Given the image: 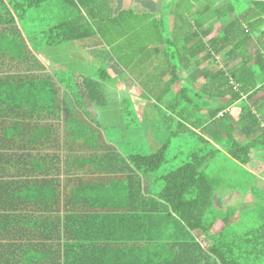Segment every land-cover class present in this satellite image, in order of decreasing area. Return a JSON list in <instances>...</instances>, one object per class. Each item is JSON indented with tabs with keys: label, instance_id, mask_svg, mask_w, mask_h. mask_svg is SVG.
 I'll return each instance as SVG.
<instances>
[{
	"label": "trees",
	"instance_id": "1",
	"mask_svg": "<svg viewBox=\"0 0 264 264\" xmlns=\"http://www.w3.org/2000/svg\"><path fill=\"white\" fill-rule=\"evenodd\" d=\"M77 1L83 7L87 4L86 0ZM172 1H162L161 21L150 12L136 14L131 7L112 17L88 11L103 26L63 23L51 28V42L78 40L98 32L107 43L119 42L114 49L123 52L118 61H124L136 78L137 70L146 68L144 53L147 58L156 55L152 60L159 75L169 69L174 76L179 69L192 66L193 82L202 75L206 96L227 99L224 105L206 108L209 137L238 164L261 175L264 0H251V14L256 18L251 23L249 10L236 15L227 6L218 5V0H195L206 5L192 13L184 10L185 0ZM169 15L173 16L171 27L163 24ZM208 19L221 23L215 35H210L213 23L206 25ZM5 47L2 53L9 54ZM169 53H175L176 65L170 59L172 63L165 66L160 58ZM201 54L200 59L191 61ZM15 62L22 66L19 73L6 68L8 59L0 60V85L17 87L0 92V180L16 183L15 188L6 183L2 190L16 197L13 210L17 212H55L59 229L64 218V231L56 232V238L65 240L64 263L264 264V221L229 240L225 235L228 218L209 217L216 188L205 169L217 151L215 146L205 153L192 151L179 166L154 178L151 173L166 162L165 146L146 155H125L104 139L101 126L89 118L103 101L99 81L89 76L80 82L76 78L67 81L53 72L36 75L28 72L25 60ZM172 84L167 83L166 91ZM27 85L38 90L20 89ZM239 99L241 110L236 120L227 112L217 117ZM240 136L244 143L238 141ZM44 150L49 151L42 154ZM148 182L154 192H149ZM217 225V235L210 236ZM205 237L210 245L205 244Z\"/></svg>",
	"mask_w": 264,
	"mask_h": 264
},
{
	"label": "crops",
	"instance_id": "2",
	"mask_svg": "<svg viewBox=\"0 0 264 264\" xmlns=\"http://www.w3.org/2000/svg\"><path fill=\"white\" fill-rule=\"evenodd\" d=\"M87 4L83 7L77 0H37L31 6L29 3L31 0H0V60L1 59H8L10 61L9 68L12 73H19V70L22 66H19L15 61L25 60V64L27 66L28 72L32 74H44L51 72V54H50V46L54 44H61L67 41H72L71 48H75L77 52L70 55V58H65L66 65L70 64V70L74 71L75 78L80 82L82 77L89 76V77H99L100 80L103 79H110L114 80L116 86L121 91H127L132 95V101L135 104L138 112V116L140 117V122L142 124V133L140 137H142L145 141L150 144L151 148L158 149L161 146H166L169 143L167 140L164 144H160L159 146L157 141L159 136L157 135V130L149 128V125L152 124V121L147 124L146 122V107L151 106L148 102H141L138 95V90H135L131 83H128L127 80L123 77V72L127 69L125 62H119L118 59L122 57L121 55L123 52L114 51L115 46L118 45L119 42H112L107 43L104 41L100 35L95 33L94 35H89L85 38H81L78 40H61L60 42L53 43L51 42V28L54 26L60 25L65 23L67 26H83V27H90L95 25L94 27L100 24L101 20L99 18H93L88 14V11H100L102 15L105 17L109 16L112 17L114 14L116 15L118 11L122 10L125 7H131L136 14H142L146 12L153 13V17L155 20L161 21L163 18L162 7H163V0H133L131 3L130 0H86ZM171 3L173 2L170 0ZM36 3V4H35ZM131 3V4H130ZM146 4L150 6L153 4L152 7H148L147 9L143 8L144 6L141 5ZM206 5V2H195V0H185V7L184 10L192 13L193 10L200 8ZM225 5L229 9L234 10V14L239 15L242 12H246L249 10V23L255 21V16L251 9V0H218V5ZM59 5V8L62 10L63 13L66 14V7L69 6L70 18H64L62 20V15H60V11L58 9H54L56 6ZM52 7V8H51ZM171 8V6H169ZM206 7V6H205ZM50 9L52 14L50 15ZM29 11L36 12V15L33 16L32 13H28ZM54 13H56V17H54ZM30 15V17H29ZM65 16V17H66ZM103 16H101L102 18ZM207 17V16H206ZM246 18H248L246 16ZM24 20V21H23ZM254 20V21H253ZM208 22L206 25H210L213 23V31L210 35H215L217 33L218 28L221 26L220 21L213 19L207 20ZM53 23V24H51ZM168 25L171 27L173 24V16H168L167 18L163 19V24ZM248 22H246L245 26ZM57 24V25H56ZM177 24V21H176ZM105 26H109L106 25ZM261 27V26H260ZM264 24H262V27ZM112 41V40H111ZM76 42V43H74ZM53 43V44H51ZM9 48L6 51L10 52L9 54L2 53L5 51L3 46H8ZM5 47V48H6ZM101 48H105L107 52L99 51ZM250 53L253 51V43H251L249 47ZM11 55L14 58H11ZM203 54L197 56L196 58L192 59L191 61H195V59H200ZM148 54H142V58L148 59L147 63L144 64L146 67L145 70L139 72L137 70L138 77H146L149 78L150 81L153 79H158L156 74L155 68L157 63L154 62L156 55H152L151 57L147 58ZM158 57V56H157ZM164 60L165 66H169L170 59H173V64H177V59L175 53L167 56V58H162ZM219 61L220 66H222L223 62L216 58ZM152 61V63L150 62ZM150 62V63H149ZM234 63V62H233ZM160 64V63H159ZM202 66L205 65V62H202ZM54 65L56 63L54 62ZM60 63H57V70H59ZM154 67V68H153ZM55 68V67H54ZM59 70V72L64 71ZM148 72L146 73V70ZM129 71V68L127 69ZM154 73H151L153 72ZM22 73V72H21ZM170 73L169 69L166 70L164 75ZM97 74H100L97 76ZM94 75V76H92ZM129 77L128 75L126 78ZM160 78V77H159ZM128 79V78H127ZM183 80L184 85L193 83V68L192 66L186 68L182 71H177L174 76H170L167 78V81L164 82V93H167V83L172 81L174 85V80ZM100 82V81H99ZM20 86V85H19ZM28 87H21L20 89L25 90H32L37 91L38 88L34 85H27ZM16 86L12 85H0V92L6 90H16ZM47 88H41L44 90ZM162 91V94H163ZM63 95L62 97L66 98V94L64 89H62ZM33 100V99H31ZM216 101V104L213 106H219L223 103H226L227 99L224 97L223 99H213ZM141 102V103H140ZM139 103V104H138ZM224 105V104H223ZM241 100H236L230 103L225 110L219 112L217 117L221 116L222 113L227 112L234 120H236L240 114L241 110ZM168 108H172V106H167ZM141 108V110H140ZM95 112V111H94ZM95 114V113H94ZM178 117V116H177ZM7 121L13 122L14 119L7 118ZM6 121V122H7ZM179 124L187 123L182 118H178ZM193 127L195 130L203 131L205 133V122H196L193 121ZM131 132V131H128ZM171 133V132H170ZM171 133L170 135H172ZM206 140L209 142L207 143H214V146L217 148L219 145L217 142L211 141L209 136L205 137ZM204 140V139H203ZM238 141L241 143L245 142L243 137H238ZM154 146L152 147L151 144ZM220 148V147H219ZM49 150L42 151V154H47ZM152 151V150H151ZM227 152V151H226ZM35 153V152H34ZM65 153V152H63ZM40 154V153H37ZM228 154V153H227ZM229 155V154H228ZM230 157V156H229ZM231 158V157H230ZM234 160V159H233ZM240 165V164H239ZM241 166V165H240ZM9 167H12L9 165ZM27 167V165H26ZM28 168V167H27ZM247 169V168H246ZM249 170V169H247ZM12 171V170H10ZM251 171V170H249ZM253 172V171H252ZM64 174V173H63ZM256 180L254 184L257 183L261 189H264V177L255 173ZM260 177V178H259ZM62 185L64 186L65 179L64 175H62ZM6 183L12 184L8 185L9 187L15 188L16 183L12 181H1L0 180V264H67L64 263V243L65 240L56 238V232L58 233L60 230L64 231V218L62 219L61 229H59L60 221H58L55 212H17L14 209L16 206V197L7 196L5 191L2 188L5 186ZM45 184V183H44ZM48 184V183H47ZM151 191L154 192L155 189H152V182L146 183V185L150 186ZM50 187L52 185H49ZM250 193V196L247 195ZM10 195V194H9ZM145 197H150L149 194L145 195ZM230 199V201H229ZM233 199V201H231ZM256 198L253 196L251 188L245 189L244 193H236L233 190H229L222 197H218V195L214 194L213 197V207L216 208L215 216H224L227 217V223L225 228V235L227 239H232L239 234L243 233L246 229H242L241 225L244 223V217L246 212L249 210V206L255 203ZM233 210L231 213L230 210ZM58 215H61L59 213ZM210 217V216H209ZM216 218V217H214ZM213 218V219H214ZM58 221V225H55V222ZM219 225V224H218ZM215 227L213 233L210 236H215L218 233L219 226ZM19 236L25 237L23 240H19ZM106 237L108 235H105ZM42 238V240H41ZM212 238V237H211ZM58 239V240H55ZM56 241L58 245L56 244ZM205 244L210 245L211 241L209 238L205 237ZM90 264H113V263H90Z\"/></svg>",
	"mask_w": 264,
	"mask_h": 264
},
{
	"label": "rangeland",
	"instance_id": "3",
	"mask_svg": "<svg viewBox=\"0 0 264 264\" xmlns=\"http://www.w3.org/2000/svg\"><path fill=\"white\" fill-rule=\"evenodd\" d=\"M141 6L147 9L148 7H152L153 4L150 6L142 4ZM54 9L60 11V15L63 16L62 20L70 18V16H66L72 11L68 5L65 8L66 14L63 13V9L59 8V5ZM28 13H32L33 16L36 15L34 11H29ZM54 17H56V13H54ZM71 43L72 41H67L50 46L51 72L56 73L55 75L60 76L61 79L65 78L67 81L75 78L74 71L69 69L71 65H66L67 61L65 60V58H70L71 54L77 52L75 48H71ZM8 48L9 45L6 49ZM99 51L107 52L105 48H101ZM54 62L56 65H54ZM57 63H60L59 70L66 69L59 72L57 70ZM147 72L148 69L146 70ZM123 73L124 75L121 79L124 80V77L126 81L129 80L127 82L131 83L130 85L135 90H138L140 101L148 102V105L151 103V106L146 107L145 120L147 124L152 121L149 128L154 129V131L157 130V135L159 136L157 146L169 140V143L165 146L166 162L158 171L151 173L152 177H158L176 168L189 158L192 151L198 150L201 153H205V151H209L214 147V143H205V137L210 134L209 129H205V133L203 131L199 132L195 130L192 123L193 121L195 123L199 121L205 122L206 108L216 104L213 98L205 95V84L203 85L205 80L202 79V75L197 77V81L193 83L189 82L185 85L183 80L176 79L174 81L177 82L169 88L167 93L162 94L165 88L163 84L172 75L171 73L166 75L158 74V79H153L152 81L146 77L137 76L138 78H136L127 69ZM99 75L97 74V76ZM127 75L129 76L127 77L128 79L126 78ZM96 80L100 81L99 90L103 95V101L95 107V115L89 118L101 126L104 139L112 141L125 155L135 153L146 155L155 151L156 149L151 148L150 144L140 137L142 124L135 106L137 102L134 103L132 101L133 94L118 89L114 80L103 78L100 80L99 77H96ZM183 88H185V93H181ZM167 106H172V108H168ZM178 118H182L187 123L185 125L183 123L179 124ZM212 126L213 128H217L214 125ZM170 132L173 134L170 135ZM218 140L220 141V139ZM211 141L213 142L214 140L211 138ZM151 145L153 147L155 145L154 142ZM205 171L212 178L218 197L224 196L229 190L240 194L244 193L245 189L251 188L256 200L253 205L249 206V210L245 214L244 223L241 225L243 230L248 226H256L258 222L264 221V189H261L257 183L254 184L256 180L254 172L240 166L235 160L230 158L222 146L221 148L217 147V151L213 152V156L209 160ZM261 175L264 177V172ZM247 195L250 196V193ZM215 213L216 208L213 207L209 212V216H214Z\"/></svg>",
	"mask_w": 264,
	"mask_h": 264
}]
</instances>
